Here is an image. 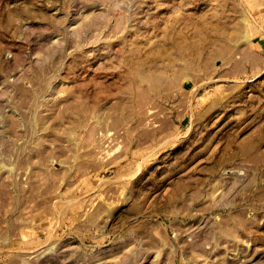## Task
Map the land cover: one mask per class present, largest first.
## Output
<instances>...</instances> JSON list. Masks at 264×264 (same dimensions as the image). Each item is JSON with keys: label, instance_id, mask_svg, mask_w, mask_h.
Segmentation results:
<instances>
[{"label": "rangeland", "instance_id": "1", "mask_svg": "<svg viewBox=\"0 0 264 264\" xmlns=\"http://www.w3.org/2000/svg\"><path fill=\"white\" fill-rule=\"evenodd\" d=\"M258 43L264 0H0V264H264Z\"/></svg>", "mask_w": 264, "mask_h": 264}, {"label": "crops", "instance_id": "2", "mask_svg": "<svg viewBox=\"0 0 264 264\" xmlns=\"http://www.w3.org/2000/svg\"><path fill=\"white\" fill-rule=\"evenodd\" d=\"M264 47V44L263 43H258L257 45L255 44L254 46H255V48L256 49H258V50H260V48H262V46ZM248 48V47H247ZM195 49V48H194ZM199 51L201 50H204L205 48H197ZM218 49H221V50H232L233 48L232 47H221V48H218V47H215L214 48V50H218ZM210 50H212V49H210ZM248 50V49H247ZM249 58V57H248ZM248 61V59H246V62ZM241 67H244V64H241L240 65ZM144 75H141V73H140V78H144V79H146L147 78V75H148V73H145V72H142ZM169 81V80H168Z\"/></svg>", "mask_w": 264, "mask_h": 264}]
</instances>
